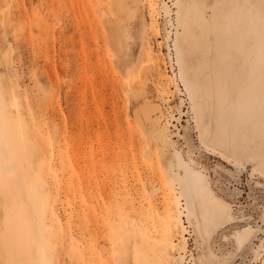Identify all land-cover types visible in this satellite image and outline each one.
Instances as JSON below:
<instances>
[{
	"label": "rangeland",
	"instance_id": "1",
	"mask_svg": "<svg viewBox=\"0 0 264 264\" xmlns=\"http://www.w3.org/2000/svg\"><path fill=\"white\" fill-rule=\"evenodd\" d=\"M184 2L0 0V264H264V170L196 126L173 47ZM186 165L235 217L209 238L185 208ZM243 228V246L224 239ZM168 233L172 248L153 238Z\"/></svg>",
	"mask_w": 264,
	"mask_h": 264
},
{
	"label": "bare ground",
	"instance_id": "2",
	"mask_svg": "<svg viewBox=\"0 0 264 264\" xmlns=\"http://www.w3.org/2000/svg\"><path fill=\"white\" fill-rule=\"evenodd\" d=\"M205 11V0H185L177 11L173 44L196 126L212 150L234 159L249 155L254 166L264 170V5L256 0H222L209 17ZM136 89L144 90L143 84L138 83ZM154 107L151 109L159 110ZM152 110H147L149 116L144 120L149 124V134L166 146L167 126L160 122V116H150ZM180 183L185 208L202 236L209 238L234 221L230 205L215 195L200 171L184 166ZM132 234L145 238L148 232L133 224ZM251 237L250 228L224 235L238 247ZM153 238L161 245L165 240L174 246L170 233ZM230 258L226 255L219 264H226ZM42 264H48L47 260Z\"/></svg>",
	"mask_w": 264,
	"mask_h": 264
}]
</instances>
